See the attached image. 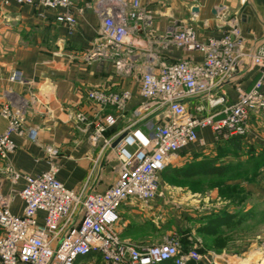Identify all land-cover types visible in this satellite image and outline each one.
I'll return each instance as SVG.
<instances>
[{
    "label": "crops",
    "instance_id": "1",
    "mask_svg": "<svg viewBox=\"0 0 264 264\" xmlns=\"http://www.w3.org/2000/svg\"><path fill=\"white\" fill-rule=\"evenodd\" d=\"M3 1L0 110L8 108L19 119L23 132L10 135L15 148L0 160V166H9L20 175H34L54 165L58 181L72 190L83 188L84 193L103 191L118 175L113 145L102 148L100 141H89L96 115H118L105 135L131 123L141 126L149 119V115L138 112L141 72L160 62L201 60L198 50L184 51L166 43L167 31L191 26L197 40L204 41L236 27L247 51L264 41V0H139L150 14L147 25L127 17L132 0H70L72 25L56 20L64 12L61 8H43L37 0L31 4ZM105 15L127 31L119 66L112 60L84 59ZM13 69L20 70L21 83L8 80ZM259 77L258 68L243 57L214 93L224 98L223 106L235 100L238 89H249ZM94 89H127L131 97L120 114L109 107L100 110L86 97ZM260 89L264 91V76ZM184 102L194 115L212 111L201 97H189ZM199 105L204 109L197 111ZM77 113L82 114V120L76 119ZM6 124L0 114V133ZM246 127V133L237 140L232 136L214 140L208 128L198 129L201 143H191L166 158L165 167L158 173L160 196L146 203L129 198L118 206L115 229L119 237L143 247L154 244L156 233L162 232L163 240L174 236L182 249H194L199 254L197 260L186 264H264V111L250 113ZM29 128L36 130L34 141L26 135ZM206 159L223 167L219 176L195 171L183 175L185 166ZM184 178L188 186L180 185ZM203 179L211 181L209 188L194 184ZM22 186L21 177L14 181L5 173L0 175V205L13 214L22 209L17 194Z\"/></svg>",
    "mask_w": 264,
    "mask_h": 264
},
{
    "label": "built area",
    "instance_id": "2",
    "mask_svg": "<svg viewBox=\"0 0 264 264\" xmlns=\"http://www.w3.org/2000/svg\"><path fill=\"white\" fill-rule=\"evenodd\" d=\"M17 4H31L34 0H13ZM6 3L7 1H3ZM43 8L64 10L55 18L69 25L74 23L70 0H37ZM127 17L142 25L150 22V14L132 0ZM264 22V21H263ZM127 31L111 16L105 15L96 39L84 53V59L112 60L121 65L120 51ZM166 43L187 51L198 50L202 58L197 62L178 59L146 67L140 74L138 112L149 119L141 126L129 124L121 131L105 135L113 127L118 115L102 112L91 122L90 143L101 147L113 145L118 160V175L103 191L84 193L83 188L72 190L55 178L56 167L34 175H20L9 166H0V175L10 179L22 178L18 191L22 201L19 214L0 205V264H157L171 261L186 264L197 260L194 249L184 250L176 237L143 247H136L121 239L115 229L117 208L127 199L146 203L160 196L158 173L166 165V158L199 142L198 129L208 128L216 140L221 137L244 135L250 113L264 111V91L260 89L264 76V41L254 50L243 49L238 29L231 27L218 37L198 41L191 26H175L166 32ZM249 58L259 70L260 77L247 90L238 89L234 101L224 104V98L214 88L229 79L241 58ZM11 82H22L20 70L8 75ZM86 97L100 110L112 108L122 113L131 93L127 89L105 92L94 89ZM201 97L212 109L204 115L187 111L184 99ZM218 105L222 107L216 109ZM204 109L202 105L195 108ZM0 114L7 124L0 133V160L13 152L11 134H22L19 119L8 108ZM151 116V118H150ZM76 119L82 120L81 113ZM28 139H36V130H26ZM114 143V144H113ZM81 258V260H78Z\"/></svg>",
    "mask_w": 264,
    "mask_h": 264
},
{
    "label": "trees",
    "instance_id": "3",
    "mask_svg": "<svg viewBox=\"0 0 264 264\" xmlns=\"http://www.w3.org/2000/svg\"><path fill=\"white\" fill-rule=\"evenodd\" d=\"M240 136L239 135H235L232 136L230 138L237 140ZM222 166H215L213 165L212 160H202L200 162H197L196 164H192L189 166H185L183 168V175L187 176L189 173V171H195L198 174H212V175H216L219 176V174L221 173L222 170ZM214 184H216V186H220L219 182H214Z\"/></svg>",
    "mask_w": 264,
    "mask_h": 264
},
{
    "label": "rangeland",
    "instance_id": "4",
    "mask_svg": "<svg viewBox=\"0 0 264 264\" xmlns=\"http://www.w3.org/2000/svg\"><path fill=\"white\" fill-rule=\"evenodd\" d=\"M210 182L211 181H209L207 179H203V180H199L198 182L196 181L194 184L195 185H199V187H204V188L207 187V188H209L208 185L210 184ZM187 184H189V183H188V180L186 178L180 180V185H182V186H188ZM163 235L164 234L162 232H159V233L154 234V238H155L154 244H158L159 242H163L165 240V239L163 240Z\"/></svg>",
    "mask_w": 264,
    "mask_h": 264
},
{
    "label": "water",
    "instance_id": "5",
    "mask_svg": "<svg viewBox=\"0 0 264 264\" xmlns=\"http://www.w3.org/2000/svg\"><path fill=\"white\" fill-rule=\"evenodd\" d=\"M193 10L195 9V7L192 8ZM114 144V143H113Z\"/></svg>",
    "mask_w": 264,
    "mask_h": 264
}]
</instances>
